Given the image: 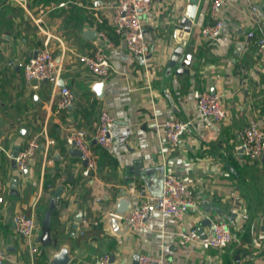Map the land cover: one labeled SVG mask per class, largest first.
Listing matches in <instances>:
<instances>
[{"label": "crops", "instance_id": "1", "mask_svg": "<svg viewBox=\"0 0 264 264\" xmlns=\"http://www.w3.org/2000/svg\"><path fill=\"white\" fill-rule=\"evenodd\" d=\"M116 2L0 0V250L6 253L2 264H50L62 247L71 255L68 264H99L105 254H110L111 264H139L141 253L161 256L164 264H263L264 157L252 159L244 153L239 131L247 125L264 126V71L256 42L264 31V0H233L224 6V31L215 43L202 33L212 21L213 0L200 1L189 32L180 27L189 0L156 1L152 13L143 17L150 45L145 58L133 54L114 31ZM89 30L97 37L87 35ZM102 33L111 43L106 51L112 64L104 78L78 59V54H92L104 45ZM47 40L61 68L60 82L75 95L67 108L59 106L64 87L60 82L34 88L15 64L34 56ZM183 42L192 63L189 73L177 74L169 61ZM98 83H103L101 94L95 88ZM213 89L222 95L228 112L221 123L201 117L197 109L195 94ZM105 109L117 120L113 149L93 139L97 168L85 176V160L75 155L77 148L67 145L66 137L71 128L91 136ZM170 113L192 120L177 148L166 143L160 126ZM38 134L41 145L28 168L20 170L14 157ZM47 137L54 143L48 144ZM139 165L194 177L197 207L183 219H165L153 212L143 232L131 226L116 232L113 217L122 227L129 225L115 214L121 197L130 195L133 207L141 202L144 189L155 197L136 177ZM162 174L157 172L158 177ZM60 187L47 228L44 217ZM81 211L87 222L76 228ZM20 212L34 214L39 222L34 257L14 222ZM229 218L235 241L223 249L209 246L213 225ZM48 230L50 246L43 242Z\"/></svg>", "mask_w": 264, "mask_h": 264}, {"label": "built area", "instance_id": "2", "mask_svg": "<svg viewBox=\"0 0 264 264\" xmlns=\"http://www.w3.org/2000/svg\"><path fill=\"white\" fill-rule=\"evenodd\" d=\"M156 1L159 0H117L112 8V26L114 31L133 54L144 58L150 52V45L146 39L143 17L152 13ZM232 1L213 0L210 9L212 21L206 24L202 30L204 37L210 43H215L221 38L224 31L222 9ZM252 9L256 10L255 6H252ZM101 36L106 41L104 45L100 46L92 54H78V59L90 72L104 78L112 70V64L106 51V46L111 45V43L104 33ZM250 36H256L255 31H250ZM256 42L259 64L264 71L263 30L257 35ZM15 64L22 68L25 79L34 88H38L42 82H49L55 86L59 85L61 68L57 64L54 53L49 47V40L44 43L42 48L37 50L35 56H31L29 59L18 60ZM60 93V108H67L74 103L75 95L69 87H62ZM195 98L201 117L213 120L216 123H221L227 119L228 112L222 102L223 97L221 94L200 91L195 94ZM116 122V117L109 110L105 109L101 112L94 133L91 136L84 129H70L66 142L67 145L77 148L81 152L82 159L87 161L84 169L85 176L91 175L97 168L91 145L93 139L104 149L109 151L113 149ZM191 122L192 120H180L174 113H170L160 125L165 131L166 143L173 148L179 147L182 136ZM239 137L244 148V153L248 157L252 159L264 157V126L247 125L239 131ZM47 143H54V140L47 137ZM40 145L41 134H38L32 137L28 141L27 146L14 157L16 165L20 170L28 168L30 160L34 157ZM163 177V194L151 197L146 194L145 189L142 190L140 192L141 202L133 207L124 217L125 221L138 232H143L146 229L148 225L147 219L153 212L159 213L165 219H183L187 212L195 209L198 205V201L192 192V185L195 183L194 177L190 175L178 176L172 172H164ZM237 198L240 199L239 196ZM97 200H101V197H98ZM14 222L20 235L30 245V251L34 257L38 251L35 243L39 228L38 219L34 214L20 212L15 215ZM86 222V219L82 220L83 224ZM231 223L230 218L216 222L213 225L211 235L207 239L208 245L217 249L230 246L236 239ZM5 260L6 253L0 250V264ZM99 264H111L110 254L101 256ZM139 264H164V259L151 253H141Z\"/></svg>", "mask_w": 264, "mask_h": 264}, {"label": "water", "instance_id": "3", "mask_svg": "<svg viewBox=\"0 0 264 264\" xmlns=\"http://www.w3.org/2000/svg\"><path fill=\"white\" fill-rule=\"evenodd\" d=\"M201 0H189V5L187 8V12L185 16L183 17L181 21L180 27L184 31H191L194 20L197 15L198 7ZM87 35L97 37V32L94 30H89ZM185 47L186 42L181 43L176 50L174 51V54L172 55L169 66L170 68L176 69L177 74H183V73H189L192 63V54H185ZM37 53V51H36ZM34 54V56L36 55ZM60 86H64V82L61 80ZM98 92L101 94V90L103 88V83H98L95 87ZM212 93H215L214 89L212 90ZM244 149V148H243ZM75 155H81V152L78 149L74 150ZM85 163L87 164V161L85 160ZM135 167H133L134 169ZM162 171V176L158 177L157 172ZM136 177L140 178L147 187L153 192L155 196H161L163 194V187H164V171L163 168H157V167H143L142 165L136 166V170H134ZM157 182L159 187L156 188L154 183ZM63 190V187H60L53 195V198L51 200V203L48 207V210L46 211L43 224L45 227L50 228L52 223V218L54 211L56 209L57 205V199L60 196L61 192ZM133 208V199L130 195L123 196L118 200V203L116 205L115 214L119 215L121 217H125V215ZM83 212H79L76 216V224L75 227L78 228L80 222L83 220ZM121 221L118 218H112L111 224L114 227V230L118 233H121L124 228H129L131 225L129 224L126 227L121 226ZM43 242L45 245H52L53 241L51 239L50 231L48 230L43 238ZM71 259V255L69 253V250L67 247H62L61 250L57 253V255L54 257V259L50 262V264H68Z\"/></svg>", "mask_w": 264, "mask_h": 264}]
</instances>
